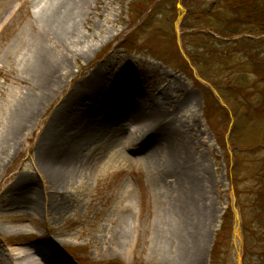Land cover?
<instances>
[{"label": "rangeland", "instance_id": "374dc122", "mask_svg": "<svg viewBox=\"0 0 264 264\" xmlns=\"http://www.w3.org/2000/svg\"><path fill=\"white\" fill-rule=\"evenodd\" d=\"M130 1L84 0L74 12L75 35L65 43L46 25L48 0H0V264H8L9 255L17 249L33 247L41 250L32 257L39 264H181L169 263L171 254L177 259L179 240L163 229L165 208L174 194L173 188L159 190L163 187L158 169L168 167L170 159L166 145L158 146L157 156L152 155L153 164L149 166L137 143L102 144L98 151L95 146L93 151H85L76 172L65 177L56 192L51 189V177L40 167L55 157V150L48 146L57 138L58 130L46 136L47 124L66 103L73 88L86 82L94 71H100L102 83L98 97L109 106L113 100L120 101L118 109L125 113L119 116L122 122L115 126L100 120L103 133H115L117 129L124 135L138 132L140 127L130 118L133 108H137V99L144 94H153V99L160 91L171 94L170 119L175 124H186L188 154L200 164L201 177L202 171L205 173L203 200L208 212L203 239L200 235L193 237L200 244L198 252L190 244L184 246L189 254L197 253L191 264H212L216 243L219 256L214 264L233 263L231 250L228 254L231 230L226 228L228 222L222 220L226 210L232 211V194L239 197L238 204L249 205L244 209V220L253 228L260 226L255 219V190L260 185L255 175L263 170L264 145L260 144V149L253 146L264 142V115L256 116L248 108L264 103V81L259 82L249 68L242 71L229 62L222 81L237 88L234 92L223 86L222 92L229 100L230 110L234 108L242 116L246 113L249 121L234 120L230 114V124L225 129L227 121L219 111L206 120L202 114L205 99L202 103L198 89L179 68L172 27L177 17L176 4L185 10L184 21L188 18L187 22L192 23L188 17L191 12L197 11L196 15L211 11L214 2L156 0L137 20L134 17L140 12H130ZM224 13L231 16L232 12L226 9ZM179 31L183 49L184 45L189 50L197 47L199 40L188 37L191 30L180 26ZM262 38L255 46L260 54L264 53ZM45 51L59 66L58 85L46 95L30 72ZM253 83L255 86L249 89ZM202 84L208 87L205 82ZM40 98L32 123L11 141L14 113ZM185 98L188 101L173 112L174 104ZM208 105L213 109L210 98ZM85 108L80 105L75 115L85 112ZM210 125L220 134L224 132L225 154L216 145ZM147 129L141 133L149 132ZM63 136L66 138V133ZM14 183L18 184L19 193L25 191L21 198L38 200L39 209L15 206V199L9 202L6 191ZM56 204L62 207L61 211L51 207ZM235 206L238 207L237 202ZM222 223L225 231L221 230ZM254 243H250L254 254L243 253V264H256L262 249ZM184 251H180L181 259ZM67 253H72L75 261Z\"/></svg>", "mask_w": 264, "mask_h": 264}, {"label": "bare ground", "instance_id": "6f19581e", "mask_svg": "<svg viewBox=\"0 0 264 264\" xmlns=\"http://www.w3.org/2000/svg\"><path fill=\"white\" fill-rule=\"evenodd\" d=\"M48 3L47 11L49 15L46 17V25L51 32L67 43L69 38L75 35L74 12L83 6L84 0H48ZM36 63V67L30 71L31 76L33 79L39 80L44 87L43 89L46 90L44 91V95H46L58 85L56 70L59 69V66L52 62L46 51L41 55L40 60L38 57ZM86 79V82L75 86L71 93L66 96V103L59 107L47 124V129L44 130L46 136L52 134L54 130H58L57 138L48 146V148L55 150V157L48 160V165L44 163H42L44 166L40 165L42 170L45 169V172L52 179L51 189L55 192L58 191L62 180L65 177L67 179V176L76 172L85 151L91 152L95 146L98 151L102 144L110 146L122 141L132 144L137 143L142 147L143 159L149 166L153 164L152 155L157 156L156 149H158V146L166 145L170 159L168 167L158 169L159 181L163 187H159V190L173 188L174 196L172 195L173 197L169 198L166 205L165 209L167 210H165V218H163L165 220L163 221V229L168 236H177L179 240L176 244L177 259L175 260V255L171 254L168 261L169 263L180 261L181 264L193 263V257L197 255L196 252L200 248V244L193 241V237L200 235V238L203 239V223L208 212V209H205L206 203L203 200L205 173L202 171L203 175L201 177L202 168L200 164L188 154L186 124L182 122L175 124L170 119L172 113L168 112V106L172 102L171 94L167 91H160L153 99L151 98L153 94L150 96L144 94L145 96L142 95L137 99L139 100L137 108L132 110V112L135 110V114L131 112L130 118L136 126L140 127V133L147 128H149L147 129L149 132L140 134L138 131L124 135L119 134L117 129L115 133L106 130L103 133V130H100V120L103 122L107 120V126H115L122 122L119 116L125 115V113L118 109L117 103H121L120 101L113 100L111 106H109V104H105V99L102 100L98 97L102 89L100 71H94ZM90 91L92 92L90 93ZM41 101L42 98L31 100L14 113L11 141H14L18 133L32 123ZM186 101H188L187 98L177 102V104L175 103L173 112H176L180 105ZM124 103L128 104V100H124ZM80 105L81 107L86 106L85 112L82 111L75 115V110ZM109 110H112V112H108ZM141 127L143 128L141 129ZM65 133L66 138L63 136ZM138 134H140V137H138ZM22 190L19 193L18 184H12L6 191L9 202L15 199V206L21 207L24 205L30 206L32 210L39 209L40 203L38 200L21 198V194L25 193ZM51 207L58 212L62 210V207L58 204L51 205ZM173 223L174 226H172ZM184 241H187V243ZM188 244L192 249L195 247L197 249L193 255L189 254L187 247H184ZM182 250L185 251L181 259L179 256ZM39 251L41 252L40 249L35 247L29 250L17 249L9 255L8 264H26L25 261H29L30 264H39L32 258Z\"/></svg>", "mask_w": 264, "mask_h": 264}, {"label": "trees", "instance_id": "16d2710c", "mask_svg": "<svg viewBox=\"0 0 264 264\" xmlns=\"http://www.w3.org/2000/svg\"><path fill=\"white\" fill-rule=\"evenodd\" d=\"M131 0L129 4L130 12L135 13L139 11V15H135V19L139 20L143 13H145L148 8L156 0ZM214 1V7L211 11H200L194 15L197 11L190 13L188 17L191 18V22L187 18L186 21H183L181 28L189 29L191 32L188 34L189 38L198 39L199 43L197 47L189 50L187 46L184 45V51L190 62L195 67L197 73L205 79L216 91L219 93L221 99L226 103L227 109L220 107L218 104H213V109L208 105V100L204 105V115L207 118L213 112H218L221 114L223 120H226L225 129L228 127L229 123V112L234 118V120L241 119L244 121H249L246 119V116L237 114L234 108L230 110V103L228 98L223 94L222 87L230 91L236 90L234 84L230 85L222 81V75L227 70L229 62L232 63L234 67H239L242 71L249 70L258 78V81H264V53L260 54L256 51L255 46L261 41H255L248 36H260L264 34V0H212ZM231 11V16H228L224 13L225 10ZM193 15V16H192ZM202 16V17H198ZM212 16L214 19L211 21L208 17ZM136 22V21H135ZM216 35V36H214ZM183 39V38H182ZM218 46L223 47V49L218 48ZM175 55L178 58L179 67L186 68L185 62L182 60V57L179 55L177 49L174 51ZM262 58V59H259ZM189 70V69H188ZM194 84L198 85V82L190 76ZM256 83V82H255ZM255 83L250 84L249 89L255 86ZM264 87V86H263ZM203 91V88H201ZM248 112H253L254 115L260 116L264 115V103H259V106L253 108H248ZM212 128V126H211ZM224 132L220 136H216L219 148L225 153L226 144L224 140ZM256 145L253 146L256 149H260L261 145H264V142H256ZM246 151L251 150L250 147H244ZM227 158V154L225 155ZM264 165V161H263ZM262 165V166H263ZM260 182L259 187L255 190V193L258 195L257 199V214L255 219L259 221L260 226L253 228L250 222L244 220L243 229L245 235L244 251L247 255L248 253L254 254L251 241L255 242V245H258L262 251L259 253L256 264H264V166L263 170L259 171L255 175ZM237 196L240 194L236 191ZM240 208L243 211L248 208L249 205L240 204ZM252 206V204H251ZM222 220L227 223V229L231 230L232 223V214L230 210H227L222 217ZM224 224L222 223V231L226 230ZM217 243L214 244L212 256V264L216 263L217 255ZM258 248V247H256ZM223 259L221 260V262Z\"/></svg>", "mask_w": 264, "mask_h": 264}, {"label": "water", "instance_id": "95a60500", "mask_svg": "<svg viewBox=\"0 0 264 264\" xmlns=\"http://www.w3.org/2000/svg\"><path fill=\"white\" fill-rule=\"evenodd\" d=\"M177 8H178V11H179L180 13H183V10H182L181 7H178V6H177ZM179 21H180V18H179L178 21L175 23V28L177 27ZM176 32H178L177 28H176ZM237 228H238V222H235V224H234V232H233L234 235H235L236 232H237V231H236ZM233 247H239V245H234V244H233ZM235 264H241V256H240V254H237V260L235 261Z\"/></svg>", "mask_w": 264, "mask_h": 264}]
</instances>
